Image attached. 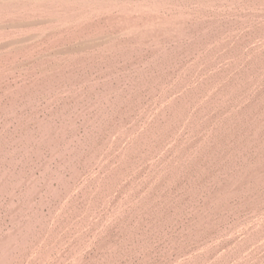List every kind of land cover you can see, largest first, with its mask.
Listing matches in <instances>:
<instances>
[{
	"label": "rangeland",
	"instance_id": "374dc122",
	"mask_svg": "<svg viewBox=\"0 0 264 264\" xmlns=\"http://www.w3.org/2000/svg\"><path fill=\"white\" fill-rule=\"evenodd\" d=\"M0 264H264V0H0Z\"/></svg>",
	"mask_w": 264,
	"mask_h": 264
}]
</instances>
